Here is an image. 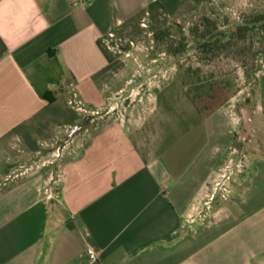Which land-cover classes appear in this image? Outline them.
I'll list each match as a JSON object with an SVG mask.
<instances>
[{
	"label": "crops",
	"instance_id": "0c3cea01",
	"mask_svg": "<svg viewBox=\"0 0 264 264\" xmlns=\"http://www.w3.org/2000/svg\"><path fill=\"white\" fill-rule=\"evenodd\" d=\"M75 1L0 0V264H264V153L224 179L235 137L264 135V70L242 140L243 108L202 119L175 80L108 123L102 39L205 0Z\"/></svg>",
	"mask_w": 264,
	"mask_h": 264
},
{
	"label": "rangeland",
	"instance_id": "374dc122",
	"mask_svg": "<svg viewBox=\"0 0 264 264\" xmlns=\"http://www.w3.org/2000/svg\"><path fill=\"white\" fill-rule=\"evenodd\" d=\"M263 10L264 0H205L199 4H185L174 15L167 14L166 10L164 14L154 15L155 18L146 14L140 20L139 26L124 29L120 27L105 36L102 39L103 49L112 61L116 62L115 70L121 75L113 87L117 93L114 92L108 102L115 109L106 116L107 122L123 123L130 127L135 116L132 111L137 104H145V100L141 102V99L147 92L156 93L164 83L177 81L176 77L179 75L177 61L185 66L193 65L200 68L204 75H226L227 78L234 79L237 93L230 101L234 100L238 108H249L255 112L258 101V78L261 72L256 73L253 81H247L244 62H251L250 53L246 52L243 55L217 53L207 56L191 49L193 42L190 30L200 19L209 17L221 30L226 31L242 23L251 14ZM174 26H179L182 31H178ZM160 31H168L171 39L177 42H185L186 38L187 50L176 58L169 55L166 45L162 43L163 37L160 35L158 41L155 39L156 32ZM164 38L167 42V36ZM256 44V50L264 49V35ZM257 62L264 69V56H259ZM187 100L190 104L189 98ZM74 101V107L83 105L78 104L77 99ZM231 152L227 158L229 167L227 173L236 174L243 168L247 156L264 153V135L257 133L251 141L248 139L241 142L236 136Z\"/></svg>",
	"mask_w": 264,
	"mask_h": 264
},
{
	"label": "trees",
	"instance_id": "16d2710c",
	"mask_svg": "<svg viewBox=\"0 0 264 264\" xmlns=\"http://www.w3.org/2000/svg\"><path fill=\"white\" fill-rule=\"evenodd\" d=\"M164 7L156 1L148 5L147 9L139 12L129 19L122 26L124 28L137 27L140 20L146 15L164 14ZM178 31H182L179 26H174ZM156 40L162 39L166 45V51L173 57H178L187 50V39L185 42H177L171 39V34L167 31L156 32ZM193 46L191 49L197 50L207 56L217 53H227L243 55L250 53L251 62H244L245 75L248 82L253 81L256 73L264 69L258 64V57L264 56L262 51L256 50L257 40L264 35V10L251 14L240 24L230 27L226 31L221 30L217 23L209 17H203L190 30ZM168 41L165 42V38ZM109 60L112 58L103 49ZM206 56V57H207ZM179 75L176 80L184 90L196 111L202 119H206L221 107H223L237 93V84L234 79L227 78L226 75L216 76L214 74L204 75L200 68L193 65L185 66L177 61Z\"/></svg>",
	"mask_w": 264,
	"mask_h": 264
},
{
	"label": "water",
	"instance_id": "95a60500",
	"mask_svg": "<svg viewBox=\"0 0 264 264\" xmlns=\"http://www.w3.org/2000/svg\"><path fill=\"white\" fill-rule=\"evenodd\" d=\"M241 113L243 116L244 128L246 130V133L240 138L242 140L243 138H247L251 131V116L248 108H243Z\"/></svg>",
	"mask_w": 264,
	"mask_h": 264
},
{
	"label": "built area",
	"instance_id": "2783aa9c",
	"mask_svg": "<svg viewBox=\"0 0 264 264\" xmlns=\"http://www.w3.org/2000/svg\"><path fill=\"white\" fill-rule=\"evenodd\" d=\"M79 4H82V3H81V0H76V1L74 2V5H75V6H77V5H79ZM231 175H232V173H231V174L229 173V174L225 175V176H224L225 181L230 180ZM219 185H220V184H219ZM220 190L223 191V197H225L226 194L228 193V188H226V186H220ZM213 198H214V196H213ZM88 254H89V256H90V258H91L92 260H96V254H95V252L93 251L92 248H89V249H88Z\"/></svg>",
	"mask_w": 264,
	"mask_h": 264
}]
</instances>
